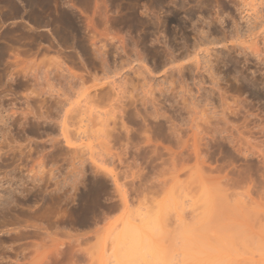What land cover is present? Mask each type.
I'll return each mask as SVG.
<instances>
[{"label": "rangeland", "instance_id": "374dc122", "mask_svg": "<svg viewBox=\"0 0 264 264\" xmlns=\"http://www.w3.org/2000/svg\"><path fill=\"white\" fill-rule=\"evenodd\" d=\"M244 1L0 0V264H179L180 254L165 262L147 245L180 250L190 234L211 247L234 237L246 257L252 255L247 249L264 245V173L256 166L264 160V74L252 69L258 87L237 92L244 86L219 51L254 17L264 22V0ZM186 64L195 70H185L184 79L150 83L167 67ZM62 73L81 77L79 112L66 119L68 133L79 136L71 138L77 153L61 132L65 114L54 106ZM194 74L209 90L203 100ZM159 90L180 107L192 105L187 114L173 112ZM242 99L256 128H245L244 114L235 115ZM158 103L165 108L158 112L178 125L188 122L189 112L212 118L205 133L231 140L224 156L253 166V183L236 185L227 172L214 171L210 187L200 186L194 160L181 168L171 153L174 142L157 140L147 126L160 120L153 115ZM232 146L245 156L238 158ZM129 225L143 239L132 261Z\"/></svg>", "mask_w": 264, "mask_h": 264}, {"label": "bare ground", "instance_id": "6f19581e", "mask_svg": "<svg viewBox=\"0 0 264 264\" xmlns=\"http://www.w3.org/2000/svg\"><path fill=\"white\" fill-rule=\"evenodd\" d=\"M244 1V0H243ZM246 2V0L244 1ZM248 3V2H246ZM257 14V12H256ZM256 16V15H255ZM257 17H254V22L252 23V25L250 26H247V29L244 31V30H241L240 31V34H238V37L236 38L237 40L233 43V42H230L232 43L231 45L225 47V45L223 46V50H219V51H222L224 52L225 54V65L227 68H231L233 70V72H235L237 74V81L239 83H241L242 88H239V89H236L237 92L240 90V89H243L244 91L247 90V89H256V87H258L256 81L250 77L249 75H251L252 73H254L252 71V69H255L259 72H262L264 74V22L263 21H260L258 22V20L256 19ZM259 18V17H258ZM263 22V23H261ZM229 43V44H230ZM178 53V52H176ZM181 53V52H180ZM220 53V52H219ZM232 53L237 56V57H234V55L232 56ZM175 54V53H174ZM188 55V54H187ZM190 55V54H189ZM178 56V55H177ZM160 59V58H159ZM194 60V59H193ZM186 61V60H185ZM165 63V62H164ZM200 63V62H199ZM185 64V63H184ZM164 66V65H163ZM194 65H191V64H186V65H182V67L180 68H176L175 67H167L165 70H163V72H158L159 74L157 76H151L150 78V83H152V81L154 82L153 84L156 86H162L164 84H167V83H170V81H180L182 79H184L183 77V73L186 72L185 70L188 71V69H192V70H195V66L193 68ZM145 67V66H144ZM147 67V66H146ZM145 67V68H146ZM198 67V66H197ZM165 68V67H164ZM205 68V67H204ZM69 69V68H68ZM40 71H43V70H40ZM66 71V70H65ZM50 72V71H49ZM45 73L44 72V75H45V78L46 80L48 79V77L50 76L51 73ZM189 72V71H188ZM192 72V71H191ZM49 73V75H48ZM36 74V73H35ZM34 74V75H35ZM39 74V73H37ZM79 74V73H78ZM196 74V73H195ZM194 74V75H195ZM203 74V73H202ZM201 74V75H202ZM218 74V73H217ZM43 75V74H42ZM192 76V79L193 77L195 79H193V82L195 81V83L201 87L199 88L198 85V96L202 97V100L204 99V95H205V92L208 90L207 88L205 87H202L204 85H200L199 81L196 82V80L200 77V76ZM204 75V74H203ZM213 75V74H212ZM211 75V76H212ZM40 76V75H39ZM38 76V77H39ZM52 76V75H51ZM59 76V75H58ZM37 77V76H36ZM43 78V77H41ZM146 78V77H145ZM204 78V77H203ZM207 78V77H206ZM40 79V78H38ZM37 79V80H38ZM149 79V78H147ZM213 79V78H212ZM43 80V79H42ZM59 84H61V90H60V94L59 96L57 95V99H55V109L58 110V112L60 114H65V118L63 120V123L61 124V132L64 133V138L66 139V142L69 146L71 147H74L73 148V153H77L78 152V148L74 146V144H72V140L71 138H74L75 141H77L79 139V136H77L78 134L73 133H68V126H67V116H69L72 112L71 115H76L78 111V108H79V105H80V100H76L75 101V98L76 99H79V93L77 92L78 88H79V84H80V81H81V77L77 74H72V75H69V76H66L65 73H62V75L59 76V79H56ZM144 80V79H143ZM146 80V79H145ZM35 81H36V78H35ZM44 81V80H43ZM49 81V80H47ZM204 81V80H203ZM215 81V80H214ZM38 82V81H37ZM201 82V81H200ZM213 82V81H212ZM36 83V82H35ZM147 84L149 83L148 81L146 82ZM174 83V82H173ZM152 84V85H153ZM218 84V83H217ZM215 84V85H217ZM261 85V84H260ZM218 86V85H217ZM215 87V86H214ZM147 88V87H146ZM164 88V87H163ZM151 89V88H150ZM159 89H161V87H159ZM167 89V88H166ZM207 89V90H206ZM219 89V88H218ZM221 89V88H220ZM219 89V90H220ZM261 90L264 91V81H263V85L262 87L260 88ZM149 90V89H148ZM184 90V89H183ZM235 90V91H236ZM146 91V90H145ZM150 91V90H149ZM152 91V90H151ZM165 91V90H164ZM163 90H159V93L162 97L164 96L165 97V103H168L166 104L167 106H170V109H175L176 111H174L173 109V112H178V116L180 115V112H184L185 111V108H187V106H192V105H187L185 103V105L182 104V107H180V102L182 101V99L180 100V104L177 105V101L174 102V97L173 95H165V92ZM167 91V90H166ZM209 91V90H208ZM218 91V90H217ZM221 91V90H220ZM220 91L218 93H220ZM242 91V90H241ZM240 91V94L243 92ZM248 91V90H247ZM112 92V91H111ZM119 92V91H118ZM153 92V91H152ZM211 93V92H210ZM225 93V96H226V92ZM117 93H115L116 95ZM180 94V93H179ZM239 94V95H240ZM241 94V95H242ZM244 94H248V93H244ZM243 94V95H244ZM13 95V94H11ZM144 95V94H143ZM207 95V94H206ZM240 95V96H241ZM95 97L97 96V94L94 95ZM93 96V98H95ZM113 96V95H112ZM146 96V95H145ZM154 96V95H153ZM240 96H237L238 98ZM118 97V96H117ZM208 97V96H207ZM211 96H209L208 98H210ZM220 97V96H219ZM161 98V97H160ZM181 98V97H180ZM207 98V100H208ZM225 98V97H224ZM223 98V99H224ZM237 98V99H238ZM242 98V96H241ZM244 98V97H243ZM143 99V97H142ZM145 99V97H144ZM152 99V98H151ZM206 99V98H205ZM146 100V99H145ZM149 100V99H148ZM178 100V99H177ZM114 101V100H113ZM143 101V100H142ZM147 101V100H146ZM150 101V100H149ZM156 101V100H155ZM185 101V99L183 100ZM188 101V100H187ZM196 101V100H195ZM209 101V100H208ZM222 101V100H221ZM236 101V99H235ZM237 101H240L237 100ZM236 101V102H237ZM137 102V101H136ZM135 102V103H136ZM151 102V101H150ZM176 106L178 107H174V103ZM200 102V101H199ZM198 102V103H199ZM203 102V101H201ZM206 102V100H205ZM223 102V101H222ZM248 102V101H247ZM246 102V99L243 100L242 99V106L240 107V105L238 107H240L239 109L237 108L236 104V108L238 109V111H236L237 113H235V115L237 116L238 115H241V114H244V118L243 120L246 119V122L245 123V128L247 125H254L255 128H256V116H251V115H248L249 111L245 112V111H242L245 107L243 106ZM1 103V102H0ZM146 103V102H145ZM152 103V102H151ZM155 103V102H154ZM3 104V103H2ZM1 104V105H2ZM144 104V103H143ZM147 104V103H146ZM163 104V103H162ZM162 104L160 105L158 103V107H160V109H156V114H153V115H156V118L158 117V119L160 120H156L155 122L153 121L152 123L153 124H147V126L151 125V129H154L155 133H156V137L157 140L161 139L162 141H169L170 142H174L175 144V151H171L169 150L172 145L168 146V150L169 152L171 151L172 152H175L173 153L174 155H176V160L177 162L181 165L180 167L181 168H190V166L187 167V163H190L192 162L193 160V163L195 162L194 167H193V172L195 176H197L198 178H201L202 180V184L201 185H204V188L207 189L208 187H210V185L207 187L208 184H212L213 182H210L208 183V181H213V180H210V177L212 176H208V173L210 175V172L214 173L215 174L216 172H221V171H225V173L227 172L228 175H231L232 177H229V179L233 182V183H236V185L239 183L241 184V182H245V181H252L253 183V176L254 175V170L252 169V167L248 164H246V161H245V164L244 165H241L240 166H237V164H235V162L229 160L227 157L224 156V154L226 155V153H224L223 151V146L227 143L226 141H231V140H226L223 137H221V134L218 135V134H213L214 136L210 137L209 136V132H211L212 130L209 131L210 128H208V125H212V123L210 124H207L208 122H212V118L211 120L209 121H206L207 119H209L208 117H205V115H203L205 118L201 117L199 114V116L196 113V111H194L191 115V113L189 112V118H188V122L186 121H182V125H178L176 123H174L173 121L174 120H170L168 119V117H166L164 114H160L158 110H162V109H165L162 106ZM204 104V103H203ZM0 105V106H1ZM44 108H48V103L46 104L44 102V104H42ZM137 105V104H136ZM174 105V106H173ZM193 105H196L193 104ZM146 106V105H144ZM148 106V105H147ZM165 106V105H164ZM186 106V107H184ZM204 106V105H203ZM228 106V105H227ZM2 107V106H1ZM136 107V106H135ZM172 107V108H171ZM199 107V106H198ZM206 107V106H205ZM230 107V106H228ZM227 107V108H228ZM192 109L194 107H191ZM190 108V109H191ZM226 108V110H228ZM231 108V107H230ZM234 108V107H233ZM206 109V108H204ZM135 110V109H134ZM178 110V111H177ZM225 110V109H224ZM246 110V109H244ZM13 111V110H11ZM207 111H209L207 109ZM231 111H235V110H232L231 108ZM136 112V111H135ZM137 112H139L137 110ZM186 114H187V111H185ZM224 112V111H223ZM230 111H228L229 113ZM242 112V113H241ZM247 113V115H245V113ZM13 113V112H11ZM140 113V112H139ZM148 113V112H147ZM227 113V114H228ZM15 114V113H14ZM201 114V113H200ZM231 114V112H230ZM234 114V113H233ZM251 114V113H249ZM13 115V114H12ZM11 115V116H12ZM136 115L138 116V113H136ZM135 115V116H136ZM142 114L140 113V116ZM149 115V114H148ZM152 115V114H151ZM153 115L151 117H153ZM164 115V116H163ZM176 115V114H174ZM191 115V117H190ZM10 116V117H11ZM14 116V115H13ZM12 116V118H14ZM182 116V115H181ZM180 116V118H181ZM176 117V116H174ZM183 117V116H182ZM229 117V116H228ZM226 117V118H228ZM233 117V116H232ZM238 117V116H237ZM40 118H44L43 115L42 117ZM205 119V121L203 119ZM207 118V119H206ZM223 118H225L223 116ZM239 118V117H238ZM237 118V119H238ZM252 118V119H251ZM139 119V118H138ZM144 119V117H143ZM141 119V120H143ZM185 119V118H183ZM140 120V121H141ZM179 120V118H178ZM182 119H180L181 121ZM186 120V119H185ZM144 121V120H143ZM175 121L176 118H175ZM225 121H228L227 119ZM258 121V120H257ZM183 122L185 124H183ZM214 123V121H213ZM247 123V124H246ZM258 123V122H257ZM146 124V123H144ZM258 125V124H257ZM142 126H143V122H142ZM146 126V127H147ZM244 126V125H243ZM60 127V126H59ZM145 127V125H144ZM143 127V128H144ZM207 127V128H206ZM212 127V126H210ZM150 129V128H149ZM209 131L207 134L205 133V131ZM248 129V128H247ZM259 129V128H258ZM250 130V129H249ZM249 130H246L245 131H249ZM244 131V132H245ZM251 131V130H250ZM257 131V130H255ZM250 133V132H249ZM219 137H218V136ZM264 135V134H262ZM154 136V135H153ZM214 137V138H213ZM262 137V136H261ZM155 138V137H154ZM227 138V137H226ZM233 138V137H232ZM228 139V138H227ZM160 142L162 145H165V143L163 142ZM234 141V140H233ZM228 142V143H229ZM233 143V142H231ZM231 143H229L231 145ZM236 143V142H235ZM156 144V142H155ZM159 144V145H161ZM170 144H173V143H170ZM234 144V143H233ZM239 144V143H238ZM238 144H235L234 146L238 145ZM161 145V146H162ZM167 145V143H166ZM228 145V146H230ZM156 146V145H155ZM158 146V145H157ZM174 146V145H173ZM234 146H232V151L234 152V154L239 158H242L243 157V152L242 151H238V149H236ZM164 146H162L163 148ZM238 147V146H236ZM161 148V147H160ZM166 148V147H165ZM173 148V147H172ZM173 148V150H174ZM229 148V147H228ZM240 150H241V147H239ZM156 149V148H155ZM225 149V148H224ZM159 150V149H158ZM160 151V150H159ZM164 151V150H162ZM166 152H167V149H166ZM243 154H242V153ZM170 153V154H171ZM231 153V152H230ZM241 153V154H240ZM167 153V155H170ZM242 155V156H241ZM230 156V154H229ZM245 156V154H244ZM232 157V156H231ZM263 159V157H261ZM261 158L260 160L258 161L259 164H257L256 166H258V169L259 170H262L261 171V175L264 173V160L261 161ZM173 159V158H172ZM246 158H243L242 160H245ZM253 159V158H252ZM256 159V158H255ZM258 159V158H257ZM174 161V160H173ZM257 161V160H256ZM172 162V161H171ZM242 162V161H241ZM173 163V162H172ZM175 163V162H174ZM187 164V165H186ZM254 164V163H253ZM174 165V164H173ZM175 167V166H174ZM192 167V166H191ZM177 168V167H176ZM256 169V168H255ZM183 170V169H182ZM189 170V169H187ZM192 170V169H191ZM177 171V170H176ZM179 171V170H178ZM186 171L183 170V172ZM254 173H253V172ZM258 171V170H256ZM182 173V171H181ZM222 173V172H221ZM258 173V172H257ZM256 173V174H257ZM183 174H186V173H183ZM220 174V173H219ZM223 174V173H222ZM259 174V173H258ZM226 175V174H224ZM259 176V178L262 176ZM264 175V174H263ZM78 176V173L74 175V177H77ZM218 176V175H217ZM216 176V177H217ZM257 176V177H258ZM216 177H214L216 179ZM221 177V176H220ZM264 177V176H263ZM213 178V177H211ZM225 178H227L225 176ZM191 179V178H190ZM257 179V178H256ZM200 180V179H199ZM220 179H217L215 181H219ZM226 180V179H225ZM261 180V179H260ZM264 180V179H262ZM214 181V182H215ZM201 182V181H200ZM256 182H259L258 180H256ZM251 183V182H250ZM249 183V184H250ZM243 184V183H242ZM264 184V183H263ZM228 185V183H227ZM253 185V184H252ZM206 186V187H205ZM230 186H233L232 184ZM239 186V185H238ZM203 188V187H202ZM204 189V190H205ZM210 189V188H209ZM200 191V190H199ZM208 193H210V191H208L207 193H204L202 192V196L204 197V194L206 196H210ZM206 196V197H207ZM209 198V197H208ZM128 230H126L127 232L125 233L126 236L128 238V240L133 244L132 245V250H130V255L128 256L129 260L132 261L134 258L137 257L138 255V250L139 248L136 247L137 243H141L143 242V239L142 237H140V233L134 228L132 227L131 225L128 226L127 228ZM145 232L147 234V238L148 236H150L151 238L154 236V232L152 230L151 227L147 226L146 229H145ZM187 233V232H185ZM184 233V234H185ZM187 234H190V233H187ZM187 234L183 235L184 238L185 236H187ZM140 235V236H139ZM192 234L188 235L187 236V241L190 243V244H187L188 246H185V247H182V249L180 248H173V249H165L163 247L162 248H159V247H156V248H148V245H147V250H151L153 252H156L157 254H159V256H162L163 260L165 262H169L175 253H178L181 255L182 259L180 260V262H178L179 264H264V245H261L260 243L257 244V246H255L256 248L254 249H247L248 251H251V257H249L250 255H247L248 257H246V255H244V250L243 251H238V247L236 248L235 245V238L232 237L231 241H228L226 242L225 244H222L221 246L219 247H211L210 245H208V241L206 242V239L204 241H200L202 239V237H200V239H193V238H197L195 236H191ZM140 237V238H139ZM193 237V238H192ZM231 237V236H230ZM200 241V242H196V241ZM186 241V243H188ZM228 243V244H227ZM256 244V243H255ZM135 245V246H134ZM247 245V244H246ZM253 245V244H252ZM252 246V247H254ZM260 246V247H258ZM250 247V246H249ZM136 248V249H135ZM244 248V247H243ZM241 249V248H240ZM241 253H244V254H241ZM246 253H249L246 251ZM178 255V256H180ZM176 256V254H175ZM132 258V260H131Z\"/></svg>", "mask_w": 264, "mask_h": 264}]
</instances>
